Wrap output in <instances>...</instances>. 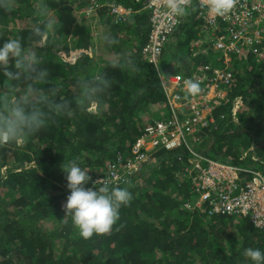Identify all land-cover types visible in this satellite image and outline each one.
Wrapping results in <instances>:
<instances>
[{
  "label": "trees",
  "instance_id": "16d2710c",
  "mask_svg": "<svg viewBox=\"0 0 264 264\" xmlns=\"http://www.w3.org/2000/svg\"><path fill=\"white\" fill-rule=\"evenodd\" d=\"M95 1L97 16L107 27L108 39L100 45L94 37L97 23L85 13ZM14 3L13 14L0 13V43L20 37L26 49L42 56L41 67L49 71L43 88H57L59 99L73 100L81 77H103L109 86L94 109L89 105L90 111H81L73 103L70 115L50 112L46 126L22 146L0 144V264H252L244 250L264 251V231L249 217L212 211L195 191L187 169L193 167L190 157L195 150L264 173V58L230 53L234 76L221 83L226 97L213 107L207 123L197 122L188 144L154 148L138 171L117 184L107 183L126 187L132 199L121 206L108 233L85 239L64 210L70 190L61 166L75 161L88 170V186L93 187L96 177L107 175L110 164L121 167L128 161L146 123L167 121L178 113L180 123L190 125L196 113L175 111L165 84L177 74L197 81L198 66L210 64L216 54H193L194 42L208 37L201 15L207 7H188L161 57L149 61L142 50L152 10L144 0ZM43 4L55 26L47 43L30 34L35 10ZM117 4L130 10L119 21L111 13ZM225 27L220 23L216 33H224ZM4 91L0 83V93ZM175 93L182 101L190 98L182 86ZM147 112L151 117L143 118Z\"/></svg>",
  "mask_w": 264,
  "mask_h": 264
},
{
  "label": "clouds",
  "instance_id": "9594fccd",
  "mask_svg": "<svg viewBox=\"0 0 264 264\" xmlns=\"http://www.w3.org/2000/svg\"><path fill=\"white\" fill-rule=\"evenodd\" d=\"M235 2L236 0H205V7L216 16L225 17L234 8ZM195 4L198 3L195 2ZM167 8L169 14L182 17V23L184 22L186 19V16L184 18L186 6L182 0H167ZM14 9V0H0V13L13 14ZM87 10L85 11L87 16L93 15V18L97 16L94 13H87ZM54 27V22L48 14L47 5L38 6L30 30L31 37L41 40L42 43H47V39L54 32ZM206 34L208 35L206 39L194 42L196 49L193 50V54H208L209 52L216 54L212 56L210 64L198 66L197 71L194 73V76H198L202 81H198V78L197 81L192 79L185 81L187 92L193 96L198 94L201 87L214 77L213 68L222 66L221 58L224 50L216 47V40L221 38L222 34L217 33L215 34L217 36H215L212 35L210 30H207ZM107 39L108 37L105 36V40ZM43 60L42 56L36 51L26 49L20 37L10 38L0 43V76L3 78L0 83H3L5 88V91L0 93V144L22 146L30 135L46 126L50 112L70 115L73 103L81 111H90L89 105L94 109L100 94L109 86V81L103 77L95 79L81 77L77 81L78 95L73 100L59 99V89H45L41 86L46 84L49 79V71L41 67ZM215 61L218 63L215 64ZM21 83L25 86L18 88ZM173 85L170 82L165 84L169 97H171L169 94ZM176 88L178 90L179 86ZM182 88L184 89V87ZM148 124L146 123L145 126ZM191 135H189L190 141L194 138ZM183 144L172 148L165 146L155 148L174 149ZM153 149L149 150L150 156ZM148 160L149 158L146 161ZM61 167L67 181L66 187L70 190L64 210L66 215L71 214L72 223L79 230V234L87 239L93 235L108 233L119 219L121 206H126L132 199L130 191L126 187H109L106 184H102L97 188L95 185L98 182H94V186L89 187L91 176L88 174V170L82 168L75 161L66 163ZM188 177L191 176L188 175ZM191 180L193 182V179ZM193 185L195 186L194 183ZM195 191L198 193L196 187ZM189 204L191 203L188 202L187 206ZM244 255L250 259L252 264H264V251L260 248H246Z\"/></svg>",
  "mask_w": 264,
  "mask_h": 264
},
{
  "label": "built area",
  "instance_id": "2783aa9c",
  "mask_svg": "<svg viewBox=\"0 0 264 264\" xmlns=\"http://www.w3.org/2000/svg\"><path fill=\"white\" fill-rule=\"evenodd\" d=\"M144 2L152 10V16L151 29L142 53L145 59L157 61L163 53L169 36L182 23V17L169 14L167 0H144ZM182 2L186 9L195 2L205 6V0H182ZM98 6L95 1L87 13L97 14ZM111 13H114L119 21L129 14L130 10L117 4L113 5ZM201 15L205 20V29H211L212 35L217 34V26L219 28L220 23L226 25L225 32L216 40V47L224 50L221 62L223 66H215L211 81L201 87L198 94L190 95L187 101H182L183 99L175 92L169 94L173 107L172 98L180 101L181 106H186L185 116L191 111L196 113L192 122L188 120L186 124L190 122V125L185 126L178 120V113H175L174 117L167 121L149 123L133 144L131 157L121 166L122 171L116 164H110L107 175L96 177L95 182L117 184L119 181H124L128 174L140 169L142 163L149 158L150 149L188 144L189 135L198 129L197 122L200 121L205 125L213 107L219 105L226 97L221 83L223 81L227 83L233 77V73L229 70V54L242 52L245 56L251 53H256L259 58L264 56V48L261 47L264 40V0H236L234 8L225 17L216 16L208 9ZM186 80L188 77L177 74L169 78L168 82L173 83L175 87L182 86L186 89ZM198 81L202 79L198 77ZM191 152L190 162L193 167L187 170L190 176L193 174L191 177L201 199L209 203L212 211L249 217L255 226L264 231V173L256 168H242L207 158L196 153L195 150Z\"/></svg>",
  "mask_w": 264,
  "mask_h": 264
},
{
  "label": "rangeland",
  "instance_id": "374dc122",
  "mask_svg": "<svg viewBox=\"0 0 264 264\" xmlns=\"http://www.w3.org/2000/svg\"><path fill=\"white\" fill-rule=\"evenodd\" d=\"M88 20L94 22V24L97 23V28L94 29L96 31V32H94L96 34V36L94 35V37H97V39H98V45H100L101 42L104 40V38L106 36L107 27L101 21V18L99 16H97V17L94 16V18H93V15H88ZM96 48H97V46H96ZM98 49H99V47H98ZM174 90H177V88L173 85L170 88V93H172ZM224 92L226 93V91H224ZM172 101H173L174 107L176 109L175 111L178 112L179 110H181V111H179V112H181L180 114H184V110H185L184 108H186V106H184V105L181 106L180 101L173 100V98H172ZM204 114H206V112ZM151 115H152L151 112H147L146 114H144L145 117H143V118H150ZM188 139L190 140V137H188Z\"/></svg>",
  "mask_w": 264,
  "mask_h": 264
}]
</instances>
